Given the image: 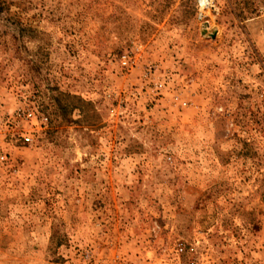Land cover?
I'll list each match as a JSON object with an SVG mask.
<instances>
[{
  "label": "rangeland",
  "instance_id": "rangeland-1",
  "mask_svg": "<svg viewBox=\"0 0 264 264\" xmlns=\"http://www.w3.org/2000/svg\"><path fill=\"white\" fill-rule=\"evenodd\" d=\"M201 2L0 0V264H264V0Z\"/></svg>",
  "mask_w": 264,
  "mask_h": 264
},
{
  "label": "built area",
  "instance_id": "built-area-1",
  "mask_svg": "<svg viewBox=\"0 0 264 264\" xmlns=\"http://www.w3.org/2000/svg\"><path fill=\"white\" fill-rule=\"evenodd\" d=\"M198 1V0H197ZM198 11L200 10L198 6ZM264 97V92H263ZM21 116L24 118V120H27V128L23 129L22 133H20V136L23 141L25 142H31L33 137V132L40 129L42 126L46 123V116L42 113H39L36 109L32 107H27L20 112ZM3 159V156L0 155V160Z\"/></svg>",
  "mask_w": 264,
  "mask_h": 264
},
{
  "label": "bare ground",
  "instance_id": "bare-ground-1",
  "mask_svg": "<svg viewBox=\"0 0 264 264\" xmlns=\"http://www.w3.org/2000/svg\"><path fill=\"white\" fill-rule=\"evenodd\" d=\"M204 4H205V1H203V6H204ZM198 6H199L200 10H204V8H202L201 0H198Z\"/></svg>",
  "mask_w": 264,
  "mask_h": 264
}]
</instances>
